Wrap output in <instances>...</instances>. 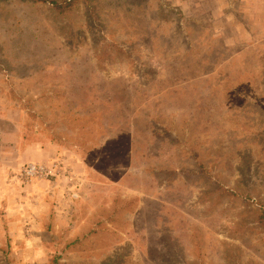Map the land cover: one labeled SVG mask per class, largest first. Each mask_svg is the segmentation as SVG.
<instances>
[{
  "label": "rangeland",
  "instance_id": "rangeland-1",
  "mask_svg": "<svg viewBox=\"0 0 264 264\" xmlns=\"http://www.w3.org/2000/svg\"><path fill=\"white\" fill-rule=\"evenodd\" d=\"M65 2L0 0V264H264L244 0Z\"/></svg>",
  "mask_w": 264,
  "mask_h": 264
},
{
  "label": "crops",
  "instance_id": "crops-1",
  "mask_svg": "<svg viewBox=\"0 0 264 264\" xmlns=\"http://www.w3.org/2000/svg\"><path fill=\"white\" fill-rule=\"evenodd\" d=\"M243 3L245 21L236 19L231 13L233 20L228 27V29L231 28V34H225L224 29L221 27V30L219 26L215 28V34L220 37L225 35L223 41L228 46H244L243 49L262 46L264 44V0H244ZM256 19L260 22H256Z\"/></svg>",
  "mask_w": 264,
  "mask_h": 264
},
{
  "label": "trees",
  "instance_id": "trees-1",
  "mask_svg": "<svg viewBox=\"0 0 264 264\" xmlns=\"http://www.w3.org/2000/svg\"><path fill=\"white\" fill-rule=\"evenodd\" d=\"M55 7L60 9V11H64L66 7H68L72 2H65L64 5H62L63 0H49ZM67 5V6H65Z\"/></svg>",
  "mask_w": 264,
  "mask_h": 264
},
{
  "label": "built area",
  "instance_id": "built-area-1",
  "mask_svg": "<svg viewBox=\"0 0 264 264\" xmlns=\"http://www.w3.org/2000/svg\"><path fill=\"white\" fill-rule=\"evenodd\" d=\"M29 171H30V173H36V172H44V168H43V166L41 167H36V166H30V168H29Z\"/></svg>",
  "mask_w": 264,
  "mask_h": 264
}]
</instances>
